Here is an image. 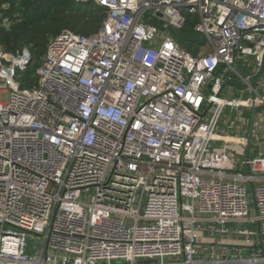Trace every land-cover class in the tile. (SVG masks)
Instances as JSON below:
<instances>
[{
  "label": "built area",
  "instance_id": "2783aa9c",
  "mask_svg": "<svg viewBox=\"0 0 264 264\" xmlns=\"http://www.w3.org/2000/svg\"><path fill=\"white\" fill-rule=\"evenodd\" d=\"M75 1L32 86L0 48V264H264V0Z\"/></svg>",
  "mask_w": 264,
  "mask_h": 264
},
{
  "label": "trees",
  "instance_id": "16d2710c",
  "mask_svg": "<svg viewBox=\"0 0 264 264\" xmlns=\"http://www.w3.org/2000/svg\"><path fill=\"white\" fill-rule=\"evenodd\" d=\"M5 4H10V15L14 16L17 13L21 15L23 13L24 19L10 31L0 27V47H3L7 52L17 51L22 49L23 46L32 48L33 60L25 71L23 78V83L26 82L28 87L35 83L34 75L38 66L37 61L41 60L47 49L48 34L45 36L41 33L42 23L55 22L54 27L49 29V34L57 35L64 29H71L88 35L100 28L106 16V10L92 2L77 3L75 0L66 2L63 0H0L2 15L5 14L3 8ZM188 24L189 22L185 28H188ZM191 38L192 42H187L183 36H178L181 45L193 53L191 45L196 39L202 38L194 29ZM195 52L198 53V50H195Z\"/></svg>",
  "mask_w": 264,
  "mask_h": 264
},
{
  "label": "rangeland",
  "instance_id": "374dc122",
  "mask_svg": "<svg viewBox=\"0 0 264 264\" xmlns=\"http://www.w3.org/2000/svg\"><path fill=\"white\" fill-rule=\"evenodd\" d=\"M63 1H71V0H63ZM3 8L5 9L4 11H5V17L8 19V20H10L11 21V28L10 29H7V28H5V27H2L1 25H0V27L2 28V29H4V30H7V31H10V30H12L13 29V27L17 24V23H19V22H21L23 19H24V16H23V13L20 15L19 13H17V14H15L14 16L13 15H10L9 14V12H10V4H5V5H3ZM184 12V14L186 15V17L188 18V22H189V26H188V28H185L184 30L183 29H181V30H178V29H171V32H172V34L174 35V36H183V38L184 39H186L187 40V42H192V38H191V36H192V32H193V29H194V25L196 24V22L198 21V14L197 13H193V12H190V11H188V10H184L183 11ZM1 13H3V12H0V16L2 15ZM2 20H3V18H2ZM1 20V21H2ZM54 25H55V22H51V21H49V22H45L44 24L42 23L41 24V33L43 34V35H47L48 34V43H49V41L54 37V36H56V34H49V29H51L52 27H54ZM47 46H48V44H47ZM205 46V47H204ZM207 44H206V40L205 39H196L194 42H193V44L191 45V50L193 51V53L194 54H197V52H195V50H199V49H201V50H203V51H206V50H208L207 48ZM1 49H3L4 50V48L3 47H0ZM26 48H30L31 50H32V48L30 47V46H23L22 47V49H26ZM22 49H19V50H22ZM47 50V49H46ZM16 51V50H15ZM14 51V52H15ZM33 51V50H32ZM34 53V52H33ZM43 58V57H42ZM42 58H41V60H38L37 61V68H36V73H35V75H34V78L36 79L37 78V76H38V74H39V70H40V65H41V63H42ZM247 64H248V62H247ZM250 64L252 65V67H253V64H254V59H252L251 61H250ZM25 73V72H24ZM24 73L22 74L23 75V77H22V83H23V78H24ZM33 76V75H32ZM25 82V81H24ZM25 84H26V82H25ZM24 83H23V85H25ZM26 86H27V84H26ZM239 87H234V93H224L223 95H226V96H228V97H237V96H239ZM4 99H6V94L4 93ZM232 113H230L229 112V110H226L225 112H224V114H223V116H222V118H221V120H220V122H219V125H220V127H224V125H225V122H226V119H227V117H229L230 115H231ZM247 115H251V112L250 111H247ZM264 125V124H263ZM259 131L262 133V135H264V128L262 127V128H259ZM250 193L252 194V190L250 189Z\"/></svg>",
  "mask_w": 264,
  "mask_h": 264
},
{
  "label": "water",
  "instance_id": "95a60500",
  "mask_svg": "<svg viewBox=\"0 0 264 264\" xmlns=\"http://www.w3.org/2000/svg\"><path fill=\"white\" fill-rule=\"evenodd\" d=\"M264 72V66H262L260 72L256 75L254 82L258 79V77ZM255 108H252V124H251V132L253 130V122H254ZM251 137H249L248 146L250 147Z\"/></svg>",
  "mask_w": 264,
  "mask_h": 264
},
{
  "label": "crops",
  "instance_id": "0c3cea01",
  "mask_svg": "<svg viewBox=\"0 0 264 264\" xmlns=\"http://www.w3.org/2000/svg\"><path fill=\"white\" fill-rule=\"evenodd\" d=\"M176 37H178V36H176Z\"/></svg>",
  "mask_w": 264,
  "mask_h": 264
}]
</instances>
